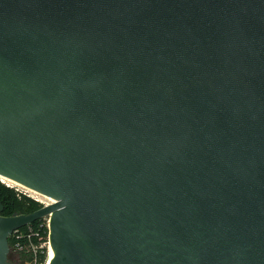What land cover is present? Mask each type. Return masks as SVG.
<instances>
[{"label": "water", "instance_id": "water-1", "mask_svg": "<svg viewBox=\"0 0 264 264\" xmlns=\"http://www.w3.org/2000/svg\"><path fill=\"white\" fill-rule=\"evenodd\" d=\"M0 176V264H264V0H0Z\"/></svg>", "mask_w": 264, "mask_h": 264}, {"label": "trees", "instance_id": "trees-1", "mask_svg": "<svg viewBox=\"0 0 264 264\" xmlns=\"http://www.w3.org/2000/svg\"><path fill=\"white\" fill-rule=\"evenodd\" d=\"M0 203L3 206L2 215L12 216L18 214H30L43 207L34 199L23 196L17 197L13 189L0 181ZM49 229L45 219H40L15 231L9 237V259L15 264L14 258L18 255L27 257L31 263L46 264L48 261V249L42 247L48 242Z\"/></svg>", "mask_w": 264, "mask_h": 264}, {"label": "built area", "instance_id": "built-area-1", "mask_svg": "<svg viewBox=\"0 0 264 264\" xmlns=\"http://www.w3.org/2000/svg\"><path fill=\"white\" fill-rule=\"evenodd\" d=\"M1 182H2L3 184H5L7 187L13 189L14 192L16 193L17 197L21 198V197H23V196H27V197H30V198L34 199L35 201L40 202V200H39L38 198L34 197L30 192H28V191H29L28 188H24V187H22V186L14 185V184H11V183H8V182H4V181H1ZM41 204H42L43 206H45V205H49L48 203H44V204H43L42 202H41ZM43 219L46 220V222H47V227H48V226H49V217H45V218H43Z\"/></svg>", "mask_w": 264, "mask_h": 264}, {"label": "rangeland", "instance_id": "rangeland-1", "mask_svg": "<svg viewBox=\"0 0 264 264\" xmlns=\"http://www.w3.org/2000/svg\"><path fill=\"white\" fill-rule=\"evenodd\" d=\"M28 192H30L34 197L38 198L40 200V203L41 202L43 204L44 203H48V204L51 203L46 196H43V195H41L39 193H36V192H34L32 190L31 191L29 190ZM45 246L47 247V249L49 251V244H48V242L42 244V247H45ZM13 258H14L15 264H34V263H31L28 260V258L27 257H24L22 254L21 255H18L16 257H13Z\"/></svg>", "mask_w": 264, "mask_h": 264}, {"label": "bare ground", "instance_id": "bare-ground-1", "mask_svg": "<svg viewBox=\"0 0 264 264\" xmlns=\"http://www.w3.org/2000/svg\"><path fill=\"white\" fill-rule=\"evenodd\" d=\"M0 180H1V181H4V182L11 183V184H14V185L22 186V187L26 188L25 186H23V185H21V184L15 182V181H13V180H11V179H8V178H5V177H2V176H0ZM28 190L31 191V189H28ZM32 191H34V190H32ZM34 192H36V191H34ZM36 193H38V192H36ZM47 198L49 199V201H50L51 203H55V202H56V200L53 199V198H50V197H47ZM49 204H50V203H49ZM48 252H49L48 259H51V258L53 257V251H52V249L49 248V251H48ZM46 264H47V263H46Z\"/></svg>", "mask_w": 264, "mask_h": 264}]
</instances>
